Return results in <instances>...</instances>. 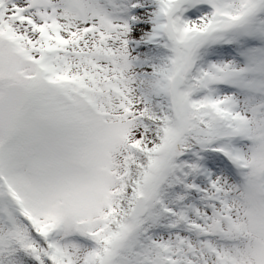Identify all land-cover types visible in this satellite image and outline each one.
<instances>
[{"label": "snow or ice", "instance_id": "1", "mask_svg": "<svg viewBox=\"0 0 264 264\" xmlns=\"http://www.w3.org/2000/svg\"><path fill=\"white\" fill-rule=\"evenodd\" d=\"M0 264H264V0H0Z\"/></svg>", "mask_w": 264, "mask_h": 264}]
</instances>
